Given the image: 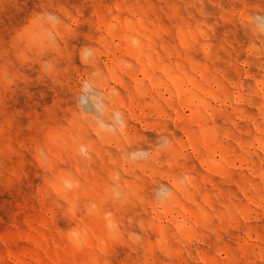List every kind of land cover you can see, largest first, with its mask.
Returning a JSON list of instances; mask_svg holds the SVG:
<instances>
[{
	"label": "rangeland",
	"instance_id": "obj_1",
	"mask_svg": "<svg viewBox=\"0 0 264 264\" xmlns=\"http://www.w3.org/2000/svg\"><path fill=\"white\" fill-rule=\"evenodd\" d=\"M0 264H264V0H0Z\"/></svg>",
	"mask_w": 264,
	"mask_h": 264
}]
</instances>
